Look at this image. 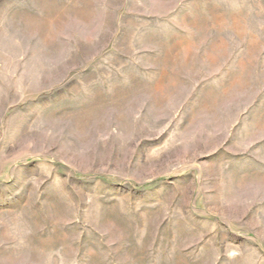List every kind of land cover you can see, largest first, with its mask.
I'll list each match as a JSON object with an SVG mask.
<instances>
[{"label": "rangeland", "instance_id": "1", "mask_svg": "<svg viewBox=\"0 0 264 264\" xmlns=\"http://www.w3.org/2000/svg\"><path fill=\"white\" fill-rule=\"evenodd\" d=\"M0 264H264V0H0Z\"/></svg>", "mask_w": 264, "mask_h": 264}]
</instances>
